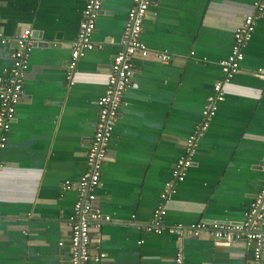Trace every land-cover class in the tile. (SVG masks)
Segmentation results:
<instances>
[{
    "label": "crops",
    "instance_id": "obj_1",
    "mask_svg": "<svg viewBox=\"0 0 264 264\" xmlns=\"http://www.w3.org/2000/svg\"><path fill=\"white\" fill-rule=\"evenodd\" d=\"M86 0H0V78L11 64L12 39L31 31L33 48L8 141L0 150V264L69 261L68 216L77 198L62 184L86 171L97 100L120 43L132 0H103L92 40L101 49L78 61L73 85L66 65ZM256 0H153L141 41L172 55L169 63L133 59L126 90L102 168L95 205L109 217L91 237L106 258L101 264H245L251 250L234 237L209 232L179 242L166 230L146 231L160 193L201 120L219 62L232 49L234 32ZM264 182V14L256 21L238 71L225 85L186 178L166 203L163 224L201 219L241 222ZM141 241V242H140ZM94 248V245H93Z\"/></svg>",
    "mask_w": 264,
    "mask_h": 264
},
{
    "label": "built area",
    "instance_id": "obj_2",
    "mask_svg": "<svg viewBox=\"0 0 264 264\" xmlns=\"http://www.w3.org/2000/svg\"><path fill=\"white\" fill-rule=\"evenodd\" d=\"M103 0H86L79 24L78 33L71 44L70 58L66 65L65 79L67 85L75 83L74 76L78 61L87 51L101 49L102 44L92 40L96 20L102 9ZM153 0H132L126 23L121 37L122 50L118 52L111 63L107 87L104 94L97 100L98 117L96 129L88 142L86 152V171L76 181H65L64 190H74L77 198L67 222L70 228L69 261L59 264H101L106 254L94 242L99 239L91 237L92 228H99L109 220L97 208L96 191L101 185L102 168L108 154V146L116 125L119 111L126 90L132 84L134 73L133 59L135 57L169 63L172 55L166 51L150 50L140 39L144 18ZM264 14V0L254 2V12L244 16L234 32V42L226 59L219 62L222 71L221 80L213 84V91L208 96L202 109L201 120L184 142L183 154L173 165L171 178L165 183L160 193V204L153 211L145 230L161 233L164 230L175 235L179 242L184 236L200 237L203 232H209L216 239L234 237L242 241L251 250L249 260L245 264H264V182L255 195L249 209L241 222L210 221L201 219L188 225L176 224L166 227L163 224L166 215L165 205L177 191V184L185 180L188 169L192 166L197 154L198 142L207 133L218 106L225 98V85L230 82L238 71L244 58V49L251 40L256 21ZM14 48L11 52V64L5 70V77L0 78V150L8 141V133L15 119L24 88V79L28 70L29 56L33 48L31 31L23 29L13 39ZM11 42L0 31V45ZM3 165L0 162V171ZM141 242V241H140ZM94 245V248H93ZM175 264L183 262V248L179 244L174 257Z\"/></svg>",
    "mask_w": 264,
    "mask_h": 264
}]
</instances>
